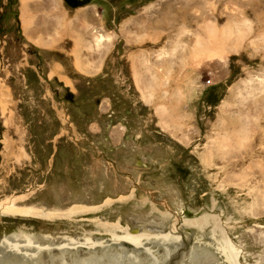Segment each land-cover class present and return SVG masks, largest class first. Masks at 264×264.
Here are the masks:
<instances>
[{
	"label": "rangeland",
	"instance_id": "rangeland-1",
	"mask_svg": "<svg viewBox=\"0 0 264 264\" xmlns=\"http://www.w3.org/2000/svg\"><path fill=\"white\" fill-rule=\"evenodd\" d=\"M47 2L30 15L41 36L0 0V204L57 214L0 216V240L88 238L158 264H227L228 241L238 264H264V34L248 0ZM185 5L187 24L172 19ZM207 24L223 30L212 49Z\"/></svg>",
	"mask_w": 264,
	"mask_h": 264
},
{
	"label": "bare ground",
	"instance_id": "bare-ground-1",
	"mask_svg": "<svg viewBox=\"0 0 264 264\" xmlns=\"http://www.w3.org/2000/svg\"><path fill=\"white\" fill-rule=\"evenodd\" d=\"M44 4H48L47 0ZM44 4L33 3L31 2V0H21L23 28L27 34L29 33L33 35V33H36L42 36V33H45L48 30L44 29L42 26L44 20L39 24V22H35L32 16L30 17L32 13L31 11L35 12L40 10L42 6H44ZM47 7L48 5L46 6V8ZM247 7L250 13L256 15L260 19L259 31L264 34V0H248ZM188 9V5L181 7L180 10L175 13L172 19L177 20L178 18H180L185 24H187V21H189ZM168 18L160 19L157 26L167 28L169 26ZM200 21L205 22V19L202 17ZM34 22L35 24L33 25ZM198 23L199 22L197 21L194 22L197 27L199 25ZM47 24L48 27H50L49 22H47ZM228 26L229 23L221 27V29L225 28L226 30ZM202 28H204V32L208 31L212 35L208 43V45L212 49V47H214V42L215 44H217L218 42L216 37L217 32L223 30H218V27L215 24L200 26L199 30L201 31ZM101 41H103V38L101 39L100 37L98 40H96L94 47H98ZM74 43H76V39ZM216 50L217 49H215V51ZM220 51L221 50H218L217 53H219ZM90 59L92 58L90 57ZM77 60H79V58ZM77 66L81 67V70H83L80 63H77ZM55 214L57 213H46L45 215L44 210L42 211L34 207H17L13 204V201L0 204V216L4 217L46 216V219H50V217ZM126 238L134 246H138L141 241V238L138 236L128 235ZM121 240H123V238ZM225 247L227 251L224 252V259L227 264H238L236 258L238 255H236L232 244L227 241ZM125 250L126 249L122 247L115 249V246H104L103 242H100L98 240L94 241L88 238L84 242L75 240L51 241L45 239L44 237L16 234L0 240V264H132L131 262L124 259V257L122 256V254L124 253H126V257L134 258V264H152L151 262H154V264H158L155 257H148L145 256L144 253L141 255L138 252L136 253L133 251ZM129 252L130 255L128 254ZM161 261V264H164L166 258H164L163 256Z\"/></svg>",
	"mask_w": 264,
	"mask_h": 264
},
{
	"label": "flooded vegetation",
	"instance_id": "flooded-vegetation-1",
	"mask_svg": "<svg viewBox=\"0 0 264 264\" xmlns=\"http://www.w3.org/2000/svg\"><path fill=\"white\" fill-rule=\"evenodd\" d=\"M70 5H75L77 2L83 1V0H66Z\"/></svg>",
	"mask_w": 264,
	"mask_h": 264
}]
</instances>
